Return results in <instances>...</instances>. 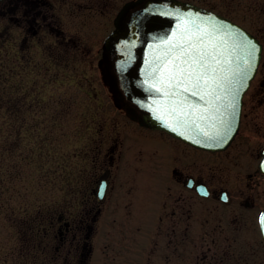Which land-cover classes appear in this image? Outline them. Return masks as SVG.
Returning <instances> with one entry per match:
<instances>
[{
  "label": "flooded vegetation",
  "instance_id": "af4514ba",
  "mask_svg": "<svg viewBox=\"0 0 264 264\" xmlns=\"http://www.w3.org/2000/svg\"><path fill=\"white\" fill-rule=\"evenodd\" d=\"M46 8L44 0H0V17L32 39L54 33L62 40ZM254 35L262 57L243 97L239 131L225 150L199 149L145 125L114 69L105 67L102 81L124 124L105 122L103 138L94 137L89 200L75 208L76 218L52 222L48 235L59 241L58 252L47 254L53 264L255 263L241 242L242 228L255 225L264 245V197L257 195L264 187V37ZM198 228L203 255L191 245Z\"/></svg>",
  "mask_w": 264,
  "mask_h": 264
},
{
  "label": "rangeland",
  "instance_id": "374dc122",
  "mask_svg": "<svg viewBox=\"0 0 264 264\" xmlns=\"http://www.w3.org/2000/svg\"><path fill=\"white\" fill-rule=\"evenodd\" d=\"M44 1L43 14L62 30V40L54 33L32 39L0 17V264H53L47 254L58 252L59 241L48 232L61 215L78 216L75 208L91 189L94 137L103 138L105 122L124 124L98 60L129 0ZM183 1L207 8L204 0ZM237 1L227 17L264 37V0ZM257 195L264 197V187ZM254 228H242V247L250 249L254 264H264ZM192 234L193 250L203 255L202 229Z\"/></svg>",
  "mask_w": 264,
  "mask_h": 264
},
{
  "label": "water",
  "instance_id": "95a60500",
  "mask_svg": "<svg viewBox=\"0 0 264 264\" xmlns=\"http://www.w3.org/2000/svg\"><path fill=\"white\" fill-rule=\"evenodd\" d=\"M113 25L103 41L98 61L103 80H107L105 67L113 68L126 98L143 112L145 125L166 131L199 149L225 150L239 131L243 97L260 64L262 44L258 38L231 18L183 0H129L116 14ZM186 28L191 32L198 28L208 30L219 45L216 51L223 50L219 58L231 60L230 64L220 65L224 71L217 73L231 77L234 83H225L222 90H217L221 99L216 104L223 123L217 119L215 128L206 122L198 121L199 128L177 122V113L171 111L173 106H179L182 100L184 104L203 102L189 93L166 95L180 90L161 83L159 69L178 51L169 53L172 45L187 35ZM185 96L187 100L183 99ZM232 103L235 109L229 107ZM201 128L210 132L211 137L205 136ZM260 166L264 171V159ZM105 188V184L99 186L100 197ZM262 217L264 211L260 217L264 239Z\"/></svg>",
  "mask_w": 264,
  "mask_h": 264
},
{
  "label": "snow or ice",
  "instance_id": "6c2138e0",
  "mask_svg": "<svg viewBox=\"0 0 264 264\" xmlns=\"http://www.w3.org/2000/svg\"><path fill=\"white\" fill-rule=\"evenodd\" d=\"M184 32L187 35L181 37L169 49V53H172L174 49L178 51L159 69L161 83L180 90L175 93H166V95L181 96L183 93H189L191 97H198L203 102L184 104L182 100L179 106H173L171 111L177 113V122H181L184 126L195 125L197 128L200 127L198 121L206 122L215 128L217 119L223 123L219 116L220 108L216 104V101L221 99L217 90H222L225 83L230 85L234 83L231 77L219 76L217 73L224 71L220 65L230 64L231 60L222 61L219 58L223 50L216 51L219 45L208 30L198 28L196 32H191L186 28ZM205 36L210 38L205 40ZM183 99L187 100V96ZM229 107L235 109V104L232 103ZM200 131L205 136L211 137V133L207 130L201 128ZM261 220L264 222V217Z\"/></svg>",
  "mask_w": 264,
  "mask_h": 264
},
{
  "label": "trees",
  "instance_id": "16d2710c",
  "mask_svg": "<svg viewBox=\"0 0 264 264\" xmlns=\"http://www.w3.org/2000/svg\"><path fill=\"white\" fill-rule=\"evenodd\" d=\"M204 1H205V7L212 9L214 11H217L220 14L225 15V16H229L228 14H231V12H230L231 10H230L229 6H235L234 5L235 0H228V2H227L228 5H223L222 3L216 4L217 2H215L213 0H204ZM237 2L239 3L238 4L239 6L242 5V3H245L246 5L250 4L249 1L238 0ZM246 7L249 8V6H246ZM260 12H264V5L262 6V9Z\"/></svg>",
  "mask_w": 264,
  "mask_h": 264
}]
</instances>
